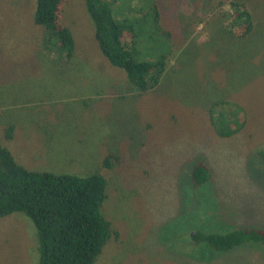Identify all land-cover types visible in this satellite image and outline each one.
Returning a JSON list of instances; mask_svg holds the SVG:
<instances>
[{
    "label": "rangeland",
    "instance_id": "rangeland-1",
    "mask_svg": "<svg viewBox=\"0 0 264 264\" xmlns=\"http://www.w3.org/2000/svg\"><path fill=\"white\" fill-rule=\"evenodd\" d=\"M104 1L134 11V1ZM158 1L160 24L172 34L164 42L178 45L177 71L136 93L100 53L84 0L65 8L75 43L68 63L33 57L42 44L24 33L37 29L28 22L33 0L20 14V33L0 0L1 132L15 127L2 144L29 170L106 177L103 213L118 236L95 264H264V244L204 252L205 244L191 238L193 230L218 226L227 228L218 233L247 224L264 230V0H244L255 22L245 38L228 32L217 7L230 0ZM219 100L227 101L213 107ZM245 117L232 137L213 129L221 125L227 133ZM107 154L117 159L109 168L102 166ZM198 162L209 169V185L189 179ZM37 244L26 215L0 219L2 264H38Z\"/></svg>",
    "mask_w": 264,
    "mask_h": 264
},
{
    "label": "trees",
    "instance_id": "trees-1",
    "mask_svg": "<svg viewBox=\"0 0 264 264\" xmlns=\"http://www.w3.org/2000/svg\"><path fill=\"white\" fill-rule=\"evenodd\" d=\"M21 1L5 0L8 19L19 33L20 14L22 12L26 16L29 9L27 0H24V6H21ZM84 1L94 24V38L100 53L113 66L125 72L131 90L142 93L155 88L162 78L170 81L177 71L179 51L175 50L178 46L176 43H165L172 34L160 24L158 0H129L135 2L134 11L129 14L125 12V5L115 9L104 0ZM68 2L33 0L32 16L28 22L32 29H37L32 32L25 27L24 33L36 40L41 37L42 44L33 47L37 52L33 57L39 62L65 59L68 63L73 59V34L63 22ZM217 7L232 36L245 38L254 30L253 13L244 0L218 2ZM122 10L125 12L122 16H126L116 19L115 16L120 15ZM144 43L146 46L142 51ZM58 55H62V59ZM67 63L64 67L70 69ZM225 101H216L213 107L222 106ZM209 111L212 114L213 108H209ZM210 116L212 118L214 114ZM246 122L247 117L242 122L237 119L234 128H228L227 133L221 125L213 129L219 137L228 138L239 133ZM0 126V219L14 213H23L29 218L39 241V246L36 245L40 254L38 264H95L103 247L111 238L118 236L103 213L107 199L106 177L100 173L81 177L47 170H29L19 164L2 144L14 138L15 127H5L3 135L2 123ZM259 155L264 161L262 150ZM112 160H117L114 154L103 156L102 166L109 168ZM188 176L194 184L202 186H206L211 178L203 162L188 169ZM209 222H215V219L208 218ZM242 226L245 228L225 233H218L227 230L221 226L217 229L193 230L191 238L196 243L206 245H202V249H206L204 252L209 249L229 251L248 243L264 244V230L249 227L254 226L252 224Z\"/></svg>",
    "mask_w": 264,
    "mask_h": 264
}]
</instances>
